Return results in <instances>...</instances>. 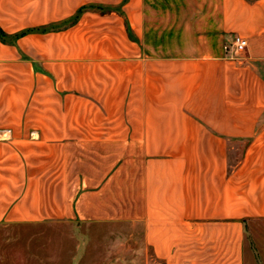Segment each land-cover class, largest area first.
Returning a JSON list of instances; mask_svg holds the SVG:
<instances>
[{
	"label": "crops",
	"instance_id": "1",
	"mask_svg": "<svg viewBox=\"0 0 264 264\" xmlns=\"http://www.w3.org/2000/svg\"><path fill=\"white\" fill-rule=\"evenodd\" d=\"M255 221L264 0H0V264H252Z\"/></svg>",
	"mask_w": 264,
	"mask_h": 264
},
{
	"label": "rangeland",
	"instance_id": "2",
	"mask_svg": "<svg viewBox=\"0 0 264 264\" xmlns=\"http://www.w3.org/2000/svg\"><path fill=\"white\" fill-rule=\"evenodd\" d=\"M246 250L252 264H264V221H255L248 225Z\"/></svg>",
	"mask_w": 264,
	"mask_h": 264
},
{
	"label": "built area",
	"instance_id": "3",
	"mask_svg": "<svg viewBox=\"0 0 264 264\" xmlns=\"http://www.w3.org/2000/svg\"><path fill=\"white\" fill-rule=\"evenodd\" d=\"M246 47L247 40L241 36H235L229 46V48H231L234 54H240L244 52Z\"/></svg>",
	"mask_w": 264,
	"mask_h": 264
}]
</instances>
